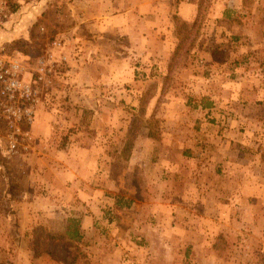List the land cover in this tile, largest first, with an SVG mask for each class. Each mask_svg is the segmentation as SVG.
Returning <instances> with one entry per match:
<instances>
[{
  "label": "rangeland",
  "instance_id": "obj_1",
  "mask_svg": "<svg viewBox=\"0 0 264 264\" xmlns=\"http://www.w3.org/2000/svg\"><path fill=\"white\" fill-rule=\"evenodd\" d=\"M147 1L131 0V22L112 33L90 18L121 9L108 0H29L1 15L0 47L30 55L32 73L43 58L51 80L39 83L35 150L0 151V181L62 197L66 224L87 215L82 240H56L72 264H264V125L225 98L264 85V39L238 23L249 55L223 64L222 1L192 0V20L170 10L177 45L159 54V0ZM84 182L104 198L98 214L72 200ZM48 208L39 221L50 231ZM45 256L37 263L64 264Z\"/></svg>",
  "mask_w": 264,
  "mask_h": 264
},
{
  "label": "crops",
  "instance_id": "obj_2",
  "mask_svg": "<svg viewBox=\"0 0 264 264\" xmlns=\"http://www.w3.org/2000/svg\"><path fill=\"white\" fill-rule=\"evenodd\" d=\"M141 2V0H139ZM156 1V0H155ZM154 1V2H155ZM222 1L221 9V21H225L229 24L225 29L222 30V41L221 49L224 51L226 57L222 62L230 64L228 59L230 57H239L249 55V48L247 43H244L243 37H241L239 32H236L234 28L238 26V23H243V26L252 25L254 29L251 30L252 35L255 36L256 33H260L258 38L260 41L264 39V0H220ZM131 0H108L107 9L113 4L121 6L118 12H99L97 14L91 13L93 20L91 22H100L102 23L99 26L98 30L119 32L123 29H126L133 15L132 8H130ZM94 3V2H93ZM149 0L147 1V4ZM177 3V4H176ZM134 5H140V3H135ZM103 6V5H102ZM169 7V10H167ZM198 8L197 3L192 0H159V54L170 55L175 51L176 36L172 27V19L169 14L170 10L172 12L181 14L183 18L187 20H192L195 18V11ZM174 9V10H173ZM139 16L137 22H143L146 20V15L141 16V7L139 8ZM101 14V15H100ZM135 14V13H134ZM103 15V16H102ZM170 15V17H169ZM143 19V20H142ZM106 23L107 26H104ZM260 54L264 55V49H259ZM231 65L226 66L225 68L230 67ZM238 83V82H237ZM240 85L244 86V83H239L237 87L226 93L228 99L229 96H233L234 99H240L243 107H246L244 111L248 110L250 106L253 114L247 116V112L241 114L245 118H252L251 121L255 124V128H261L262 123L264 125V95H258L259 89L262 88L263 84L250 85L251 88L255 91L256 95L252 98L243 97L241 95L242 88ZM249 86V88H250ZM250 88V89H251ZM262 92V91H261ZM212 96V93H209ZM219 98L224 99L222 93L217 94ZM214 104V103H213ZM250 105V106H249ZM36 130L38 133H41L42 126L41 120L38 119L36 124ZM2 129L0 128V133ZM43 133V132H42ZM1 151V150H0ZM0 188H4L1 196L4 201L0 206V257H13V264H38L43 257H46L45 254H42L38 257L34 255V252L31 248L32 240V231L37 225H44L45 223L39 221L44 213L49 210L48 207H51L52 222H48L50 225V231H53L54 234L65 232L66 230V219L65 216H62V211L59 209L62 205V197H51L45 191H38L32 189H27L21 191L19 194L13 193L9 190L6 182L0 181ZM77 200V205L81 208L82 213L89 212L90 210H95L99 213V206L104 201L103 196L101 195L98 188L94 187L91 183L84 182L81 183V187L78 189V192L73 194L72 200ZM54 202H53V201ZM58 200L60 206L55 202ZM106 202V200H105ZM55 203V204H54ZM65 203V202H63ZM5 219V220H4ZM63 219V222H62ZM89 219L85 214V219L81 220L82 227L86 228L84 222H88ZM53 224V227H51ZM48 255V254H46ZM50 256V255H49Z\"/></svg>",
  "mask_w": 264,
  "mask_h": 264
},
{
  "label": "built area",
  "instance_id": "obj_3",
  "mask_svg": "<svg viewBox=\"0 0 264 264\" xmlns=\"http://www.w3.org/2000/svg\"><path fill=\"white\" fill-rule=\"evenodd\" d=\"M28 1L0 0V17L6 16L11 5ZM29 60L30 55L20 50L8 51L6 47H0V150L8 160L35 150L37 136L34 124L40 103L39 83L51 80L43 58L36 61L33 73ZM2 167L0 163V170Z\"/></svg>",
  "mask_w": 264,
  "mask_h": 264
},
{
  "label": "trees",
  "instance_id": "obj_4",
  "mask_svg": "<svg viewBox=\"0 0 264 264\" xmlns=\"http://www.w3.org/2000/svg\"><path fill=\"white\" fill-rule=\"evenodd\" d=\"M185 24L188 23L184 21L182 25L184 26ZM180 48L181 44L178 45L177 51L180 50ZM8 51L12 50L8 49ZM32 236L31 248L36 257L42 254H48L54 257V259H56L57 261H60L64 264H72L76 260V257L68 259V255L66 252L60 253L59 251H57L56 246L58 244L56 243V240L62 239L64 241L62 246H66L83 239L81 223L80 220L76 217H72L67 221L66 230L59 237L42 225H37L34 227Z\"/></svg>",
  "mask_w": 264,
  "mask_h": 264
}]
</instances>
